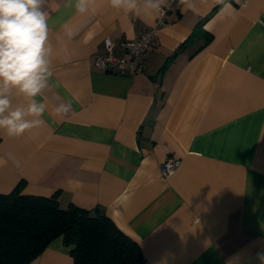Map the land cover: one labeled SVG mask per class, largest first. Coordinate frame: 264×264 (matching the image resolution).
Wrapping results in <instances>:
<instances>
[{
    "label": "crops",
    "instance_id": "obj_1",
    "mask_svg": "<svg viewBox=\"0 0 264 264\" xmlns=\"http://www.w3.org/2000/svg\"><path fill=\"white\" fill-rule=\"evenodd\" d=\"M89 7L82 16L75 0L43 5L53 49V77L36 98L45 123L21 137L0 130V192L24 181V194L106 215L139 244L142 264H259L264 0H198V14L174 0L144 69L124 74L95 67L94 55L109 37L126 57L123 42L156 20L108 0ZM10 99L13 108L30 103L16 91ZM69 102L67 115L54 114ZM169 155L181 163L164 179L159 163ZM72 249L58 236L28 264H73Z\"/></svg>",
    "mask_w": 264,
    "mask_h": 264
},
{
    "label": "clouds",
    "instance_id": "obj_2",
    "mask_svg": "<svg viewBox=\"0 0 264 264\" xmlns=\"http://www.w3.org/2000/svg\"><path fill=\"white\" fill-rule=\"evenodd\" d=\"M48 0H0V130L9 137H21L45 123L46 112L41 96L53 77L52 45L49 42V13L43 10ZM69 4L72 0H68ZM111 8L127 15L153 21L162 18L174 0H108ZM94 0H75L80 15L90 11ZM181 10L198 14V0H179ZM94 14V9L92 10ZM64 36L72 39L73 29L63 25ZM16 91L30 99L26 107L12 106L11 93ZM72 103L53 109L56 116H65ZM31 117L32 119H29ZM264 264V252L257 253Z\"/></svg>",
    "mask_w": 264,
    "mask_h": 264
},
{
    "label": "trees",
    "instance_id": "obj_3",
    "mask_svg": "<svg viewBox=\"0 0 264 264\" xmlns=\"http://www.w3.org/2000/svg\"><path fill=\"white\" fill-rule=\"evenodd\" d=\"M200 37L210 38L204 30ZM193 39L194 33L180 48ZM24 185L0 192V264H28L58 236L73 246V264H142L139 244L109 217L72 204L62 207L56 195L24 194Z\"/></svg>",
    "mask_w": 264,
    "mask_h": 264
},
{
    "label": "built area",
    "instance_id": "obj_4",
    "mask_svg": "<svg viewBox=\"0 0 264 264\" xmlns=\"http://www.w3.org/2000/svg\"><path fill=\"white\" fill-rule=\"evenodd\" d=\"M166 24L165 15L161 20L157 19L153 26L147 28L140 35L123 42L127 56L119 57L114 54V44L109 37L104 39L105 52L93 57V65L99 69L118 72L121 74L131 71L140 72L145 67L144 55L151 47L160 25ZM181 160L174 155L167 156L159 163L161 176L166 179L170 177L180 165Z\"/></svg>",
    "mask_w": 264,
    "mask_h": 264
}]
</instances>
